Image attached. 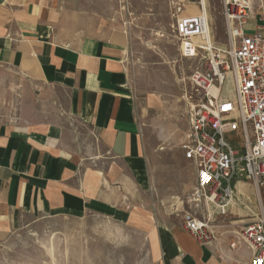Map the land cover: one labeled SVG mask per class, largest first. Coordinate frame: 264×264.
I'll return each mask as SVG.
<instances>
[{
	"label": "crops",
	"instance_id": "0c3cea01",
	"mask_svg": "<svg viewBox=\"0 0 264 264\" xmlns=\"http://www.w3.org/2000/svg\"><path fill=\"white\" fill-rule=\"evenodd\" d=\"M124 1L0 0V244L36 220L98 214L143 227L157 264H249L246 244L230 247L237 229L205 246L183 218L142 206L148 154L132 39L115 18ZM251 3L248 35L264 26V0ZM244 187L236 181V196Z\"/></svg>",
	"mask_w": 264,
	"mask_h": 264
},
{
	"label": "rangeland",
	"instance_id": "374dc122",
	"mask_svg": "<svg viewBox=\"0 0 264 264\" xmlns=\"http://www.w3.org/2000/svg\"><path fill=\"white\" fill-rule=\"evenodd\" d=\"M174 1L183 0H128L115 8L116 21L132 39L126 62L148 154V184L141 197L142 206L160 221L171 218L172 223L183 218L186 208L182 203L195 187V168L185 158L182 144L188 129V77L199 65L198 58L183 56L173 33ZM209 2L214 38L226 44L222 0ZM187 9L191 15L199 14L198 9ZM230 88L231 85L226 87L227 95ZM225 139L244 154L241 132ZM237 180H243L245 187L229 206L230 216L225 221L228 226L224 227L240 230L255 215L264 214V194L258 198L253 185L244 177L234 179L232 185ZM222 224L219 222L216 232H220ZM0 264L157 263L143 227L88 214L82 219L36 220L10 241L0 244Z\"/></svg>",
	"mask_w": 264,
	"mask_h": 264
},
{
	"label": "built area",
	"instance_id": "2783aa9c",
	"mask_svg": "<svg viewBox=\"0 0 264 264\" xmlns=\"http://www.w3.org/2000/svg\"><path fill=\"white\" fill-rule=\"evenodd\" d=\"M194 1L198 15L187 14L191 0L172 2V29L180 50L185 57L199 59L188 77V129L182 144L185 158L195 168L196 183L182 205L186 230L208 246L223 235L216 228L235 200L234 179L244 177L258 198L264 194V26L246 34L251 0H222L228 41L218 43L209 0ZM238 132L243 155L225 139ZM235 234L231 249L244 243L253 252L249 264H264V214L255 215Z\"/></svg>",
	"mask_w": 264,
	"mask_h": 264
},
{
	"label": "bare ground",
	"instance_id": "6f19581e",
	"mask_svg": "<svg viewBox=\"0 0 264 264\" xmlns=\"http://www.w3.org/2000/svg\"><path fill=\"white\" fill-rule=\"evenodd\" d=\"M188 8V7H187ZM198 15V14H197ZM210 38H212V36H210Z\"/></svg>",
	"mask_w": 264,
	"mask_h": 264
}]
</instances>
